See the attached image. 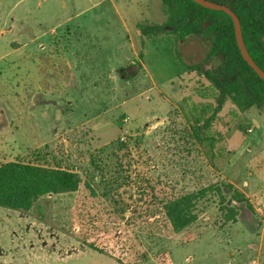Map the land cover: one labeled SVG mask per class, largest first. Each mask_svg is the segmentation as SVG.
<instances>
[{
    "label": "rangeland",
    "instance_id": "1",
    "mask_svg": "<svg viewBox=\"0 0 264 264\" xmlns=\"http://www.w3.org/2000/svg\"><path fill=\"white\" fill-rule=\"evenodd\" d=\"M154 1L0 0V164L33 161L34 151L48 145L50 159L55 156L83 179L77 192L44 196L27 212L0 207V264H264V217L245 203L234 204L237 221L225 223L212 199L200 207L193 225L175 233L159 213L115 214L94 179L108 163L103 159L110 151L104 150L107 144L124 135V143L138 138L152 152L165 138L161 129L174 119L184 121V100L192 105L202 93L209 97V81L185 70V64L215 66V59L197 63L183 55L187 45L205 42L200 36L176 39L167 26L146 43L133 35L143 63L135 74L128 71L129 83L108 79L97 90L67 88L53 95L38 90L37 85L51 83L47 74L63 62L51 39L66 41L69 27L71 39L90 42L79 49L85 64L91 67L98 59L106 72L131 51L114 4L124 18L156 15L160 20ZM78 10L86 11L66 22ZM40 34L45 49L30 43ZM93 117L98 125L87 121ZM240 120L243 133L232 130ZM248 126L255 131L246 134ZM214 129L225 137L216 170L210 171L214 178L238 184L264 203V111L241 114L227 103Z\"/></svg>",
    "mask_w": 264,
    "mask_h": 264
},
{
    "label": "trees",
    "instance_id": "2",
    "mask_svg": "<svg viewBox=\"0 0 264 264\" xmlns=\"http://www.w3.org/2000/svg\"><path fill=\"white\" fill-rule=\"evenodd\" d=\"M210 1L236 13L246 48L264 70V0ZM162 9L165 23L141 24L142 33L157 36L167 26L176 39L200 36L209 45L205 61L215 59V66L202 69L199 64H185V68L206 78L212 92L209 97L202 93V100L192 105L184 100L180 112L184 121L174 119L161 129L165 138L152 152L138 138L107 144L104 150L110 151L103 159L108 163L97 169L94 179L114 213L123 218L127 212L137 218L159 213L173 232L180 233L199 219L200 207L215 199L224 222H236L239 211L234 204L245 203L254 209L233 183L219 176L215 179L210 172L216 170L219 145L225 139L214 124L227 103L241 114L252 108L264 111V79L243 58L230 15L193 0H162ZM48 148L35 150L33 161L0 164V207L27 212L44 196L79 190L81 173L62 166L55 156L50 159ZM87 186L94 191L90 183Z\"/></svg>",
    "mask_w": 264,
    "mask_h": 264
},
{
    "label": "crops",
    "instance_id": "3",
    "mask_svg": "<svg viewBox=\"0 0 264 264\" xmlns=\"http://www.w3.org/2000/svg\"><path fill=\"white\" fill-rule=\"evenodd\" d=\"M101 1L103 0H100V2ZM157 2H158L159 12H160V20L159 18L158 19L156 18L157 17L156 15H154V17L141 16V18H135V19H132L129 16L128 17L130 19L129 21L127 20L128 18H124L123 14L118 9L116 4L113 3L114 9L119 15L118 18L122 23L121 28L125 32L127 42H129L130 44L131 51L129 52L128 55L121 58L120 64L118 66L111 65V69L107 70L106 72H104V70L102 69V65L100 64L98 59L94 61V64L91 67L85 64L86 56L79 49L82 47L86 48V46L90 42L86 40H81V39H73V38L71 39L69 37L71 35V30L69 29V27L67 28L66 26L67 33L69 34L66 41H61L59 39L60 37L58 36L49 41L50 44L54 45V47H57L55 51L56 58L58 59V61H60L59 60L60 58H63V62L60 61L59 67L55 66V69L57 70L56 72L47 74V78L48 80L51 81V83L37 85L38 90L40 92L44 91L45 94L53 95L55 90L67 89V88L76 89V90L77 89L78 90L80 89L97 90L98 88L102 86L103 82L108 79L114 80V81H118V80L124 81L125 80L129 83L131 80L128 76V71L129 72L131 71V73L133 72L135 74L136 71L140 67L138 66V64L143 63L142 56L136 50V44L134 43L133 35L139 38L142 43L152 41L153 37L155 36L154 35H144L140 29V25L141 24H153V23L163 25L166 21V17L162 9V0L154 1V4L156 6H157ZM63 6L66 9H68V3L64 2ZM85 11L86 10H78L74 16H69L66 19V22L72 21V19H74L75 16H80L83 13H85ZM80 26L81 25H77L76 28L78 29L80 28ZM42 38H43L42 34L33 36V39L30 40V43H33V41H35L39 44V47L41 49H45L46 45L43 42H39L41 41L40 39ZM176 43L178 44L177 41ZM94 46H97V44L95 43ZM67 55H71V57L68 58L66 57ZM81 82L82 83L85 82V84H81ZM68 99H69L68 100L69 106L72 107L75 103L74 94L73 93L69 94ZM87 121L88 122L96 121L97 124L95 125H98L100 122L97 117H93L92 119L90 120L88 119ZM124 121H126V119H124ZM93 129H96V127H94ZM232 130H237L242 133L244 132V128H242L241 120L233 127ZM234 185L236 188H238L248 197L254 211L259 215V213L256 210V204H257L256 201H259L260 203L264 205L262 200H260L259 197L252 196V191L247 193L238 184H234ZM254 199H256V201H254Z\"/></svg>",
    "mask_w": 264,
    "mask_h": 264
},
{
    "label": "water",
    "instance_id": "4",
    "mask_svg": "<svg viewBox=\"0 0 264 264\" xmlns=\"http://www.w3.org/2000/svg\"><path fill=\"white\" fill-rule=\"evenodd\" d=\"M193 1H195L199 5L206 7L208 9L223 11L231 16V18L233 19L234 27H235V35H236L237 43H238V46H239V49L241 51L243 58L257 72V74L262 79H264V70H262L256 64V62L253 60V58L251 57V55L249 54L246 48L243 35H242L241 22H240L239 17L236 15V13L226 5L215 3L210 0H193ZM191 54L200 55V57L197 60H195L197 62H200L207 56L208 51L206 50V47H204L203 42H201L200 40H196L194 41L193 45H187L183 50V55L191 56Z\"/></svg>",
    "mask_w": 264,
    "mask_h": 264
},
{
    "label": "built area",
    "instance_id": "5",
    "mask_svg": "<svg viewBox=\"0 0 264 264\" xmlns=\"http://www.w3.org/2000/svg\"><path fill=\"white\" fill-rule=\"evenodd\" d=\"M255 131V127L254 126H248L245 130L246 134H250L253 133ZM121 140H125L124 135L121 136ZM254 201H256V199H254ZM256 210L259 213L260 216L264 217V205L262 203H260L259 201H256Z\"/></svg>",
    "mask_w": 264,
    "mask_h": 264
},
{
    "label": "flooded vegetation",
    "instance_id": "6",
    "mask_svg": "<svg viewBox=\"0 0 264 264\" xmlns=\"http://www.w3.org/2000/svg\"><path fill=\"white\" fill-rule=\"evenodd\" d=\"M207 43L206 42H203V45H204V47H206L207 45H206ZM208 53H209V50H208ZM208 55V54H207ZM190 58H192L193 60H197L199 57H200V55H198V54H195V55H192V56H189ZM207 57V56H206ZM205 57V58H206ZM205 58L203 59V60H205ZM202 60V61H203ZM197 63H199V62H197Z\"/></svg>",
    "mask_w": 264,
    "mask_h": 264
}]
</instances>
